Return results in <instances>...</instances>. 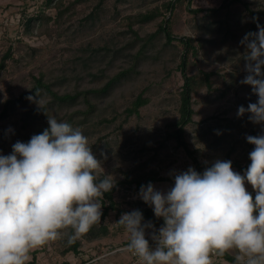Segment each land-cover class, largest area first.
Here are the masks:
<instances>
[{
    "label": "rangeland",
    "instance_id": "374dc122",
    "mask_svg": "<svg viewBox=\"0 0 264 264\" xmlns=\"http://www.w3.org/2000/svg\"><path fill=\"white\" fill-rule=\"evenodd\" d=\"M163 1L104 0L95 10L97 0H91L77 6L79 12L62 26L59 36L48 39L38 37L35 29L26 33L24 27L26 19L43 9V0H0V64L4 65L0 72V101L12 98L6 90L9 82L29 73L42 74L44 81L58 94L100 88L110 77L130 68V57L143 43L133 42L132 36L119 25L121 18ZM231 1H185L183 9L188 6L190 10L201 9L202 12L191 13L185 9L174 30L177 37H191L197 42V54L192 58L195 66L191 71L213 72L211 89L204 88L193 96L195 115L185 128V140L200 166L211 165L217 159L237 161L247 150L246 135L264 132V125L250 122L247 113L237 116L240 105L247 107L257 100L251 87L240 83L247 73L243 60L245 48L239 42L250 29L248 10L256 13L259 25L264 26V0ZM92 12V19L88 18ZM46 14L54 16L55 11L46 9ZM158 22L139 30V36L147 38L155 33ZM256 31L257 28L253 32ZM10 47L12 58L4 60ZM144 53L128 77L106 96L91 100L95 106L92 114L83 115L85 106L80 99L72 106L59 107L45 94L41 95L44 110L35 102L14 107L5 120V134L0 132V154L8 155L16 141L26 143L34 134H40L48 127L43 120L54 116L62 121L70 118L73 125L82 130L93 153L102 161L101 178L104 171L114 178L115 186L138 165L172 182L175 173L189 167L195 169V163L173 140L164 141L166 125L179 115L178 92L182 80L177 65L181 48L176 44L166 46L162 35L158 34ZM31 86L30 81L16 85L13 97ZM139 94L149 99L148 104L139 110L138 116L123 123V110ZM233 170L240 172L236 168ZM153 185L157 190L169 189V182ZM139 197V193H131L125 186H116L113 193V199L128 212L133 211L131 205L140 200ZM121 216L109 212L103 222L109 230L107 237L94 241H89L85 235L77 238L81 242L79 255L70 252L63 255L66 247V235H63L33 251V264H97L103 260L114 263L111 257L117 259V264L127 261L126 253L107 255L129 242V234L118 223ZM151 231L146 232L150 241ZM102 255L107 256L99 258ZM97 258L99 260H95Z\"/></svg>",
    "mask_w": 264,
    "mask_h": 264
},
{
    "label": "clouds",
    "instance_id": "9594fccd",
    "mask_svg": "<svg viewBox=\"0 0 264 264\" xmlns=\"http://www.w3.org/2000/svg\"><path fill=\"white\" fill-rule=\"evenodd\" d=\"M239 43L247 73L240 83L257 100L240 105L237 116L247 113L250 122L264 125V26L257 24ZM35 92L27 99L44 110ZM47 122L40 134L0 154V264H29L33 251L66 230L72 233L69 243L86 234L100 222L104 194L115 186L104 171L101 178L102 161L80 128L54 116ZM246 140L254 147L243 174L231 160L217 159L202 173L193 167L175 173L167 191L151 182L141 185L140 198L163 224L156 229L144 222L140 210L121 216L118 223L129 234L128 251L138 264H213L212 255L233 250L235 264H264V132Z\"/></svg>",
    "mask_w": 264,
    "mask_h": 264
},
{
    "label": "trees",
    "instance_id": "16d2710c",
    "mask_svg": "<svg viewBox=\"0 0 264 264\" xmlns=\"http://www.w3.org/2000/svg\"><path fill=\"white\" fill-rule=\"evenodd\" d=\"M90 1L91 0H43V9L41 11H38V14L26 19L24 23V27L27 29L26 33H31L32 30L35 29L36 35L38 37L45 36L48 39H52L53 36H59L62 26L70 22L72 18L79 12L76 10L77 6ZM103 1L104 0H97V3L95 4V10L100 7ZM185 1H188V3L191 2V0H164L159 5L147 8L142 11H138L135 14L127 15L121 18L119 25L123 26L125 28V32L129 33L132 36L133 42L140 41L143 43L140 45V49H138L135 54L130 57L132 63L130 68L110 77L107 82H105V84L100 88L78 91L74 94H58L51 89L50 84L44 81V76L42 74L34 76L32 73L22 75L18 79H14L9 82L7 84L6 90L11 94L12 98H7L4 101H0V132L2 134H5V120L9 117L14 107L20 108L22 106H25L28 102L31 103L32 101H29L27 97L35 96V91L37 90L40 96L42 94L48 95L52 99V101L55 102L59 107L72 106L78 99H80L85 106L83 115L85 116V114H92L94 112L95 106L92 104L91 100L93 98L106 96L114 86L121 82L122 79L128 77L132 69L136 66L137 62L144 56L145 49L149 44L152 43V40L155 38V36L160 34L162 35L164 44L166 46L171 47L176 44L177 47L181 48V54L178 57L179 59L177 65V70L182 80V84L178 92L179 115L176 120L166 125V134L164 141L173 140L176 144V147L181 148L185 152V154L195 163V170L197 172H200L206 167H210L211 165L200 166L196 163L194 158L195 153L189 149V145L185 140V128L192 123V118L195 115V112L192 109L193 96L197 95L204 88L208 90L211 89V78L213 77V72H205L203 70H196L194 72L191 71V69L195 66L192 58H195L197 54V42L191 37H177L174 34L175 27L180 19L179 16H181L182 12L185 9L191 13L202 12L201 9L190 10L188 6L183 9ZM231 3H241V0H232ZM244 6L248 8L245 3ZM46 9H54L55 15H47ZM248 13L251 16L250 29L248 30V32H253L257 28V24H260V20L256 13L249 10ZM93 15V12L90 13L88 15V18L92 19ZM156 20H159V22L157 23L156 32L149 35L147 38H141L139 36V30H142L146 25L153 23ZM10 52L11 47L8 49L4 60L12 58ZM3 67L4 65L0 64V72ZM27 81H30L32 83L31 88L29 90L22 91L18 94V96L13 97L12 91L15 86H20ZM148 102L149 99L147 97H144L143 94L137 95L123 110L122 122L126 123L132 116H138L139 110L146 104H148ZM66 122L75 127L70 118H68ZM43 123L46 127L48 126L47 121L43 120ZM43 130H41L40 133ZM258 134L260 133L257 132L251 135ZM253 147V145L247 143V150H245L244 155L240 159L232 163L233 168H236L240 171H244L247 169L248 165L250 164L249 153L250 151H252ZM149 182H151L152 184L169 182V189L174 186V182H172L170 179L159 177L157 172L147 171V168L143 165H138L134 168V170L127 172L125 174L124 180L116 183V186H125L126 190H130L131 193L138 194L141 185H147ZM116 186L113 187L110 192L104 194L100 222L92 226V228L86 234H84L89 241L107 237V235L109 234V230L108 227L103 224V222L108 216L109 212H115L116 216L123 215L124 213H130L127 210L121 208V205L113 199V193L116 189ZM123 198H125V195H123ZM131 206L134 208L133 210H140L142 212L144 222L151 221L155 228H159L163 224V219L157 218L154 215L152 207H150L143 201H133ZM71 234V230L69 229L66 234V247L63 255L69 252L73 255H79L81 242L78 239H75L73 242L69 243L68 237ZM126 244H129V242L125 243V245ZM34 256L29 264L34 263ZM218 257L233 261V259L226 254ZM80 264L88 263L84 262Z\"/></svg>",
    "mask_w": 264,
    "mask_h": 264
},
{
    "label": "crops",
    "instance_id": "0c3cea01",
    "mask_svg": "<svg viewBox=\"0 0 264 264\" xmlns=\"http://www.w3.org/2000/svg\"><path fill=\"white\" fill-rule=\"evenodd\" d=\"M244 171H240V173L243 174ZM237 172H239V171H237ZM246 187H247V190L250 193H252V195L254 197L255 196V192L253 191V189L251 188V186L250 185H246ZM116 255L117 254H115L113 256H116ZM226 255H228L229 257H231L233 259V261L226 260V259L221 258V257H218L216 255H212L211 258H212L213 264H235V257L237 255V253L235 252V250L226 253ZM111 259L114 260V263L113 262H110V261L103 260L101 263H97V264H117V261H116L117 259L115 257H111Z\"/></svg>",
    "mask_w": 264,
    "mask_h": 264
},
{
    "label": "built area",
    "instance_id": "2783aa9c",
    "mask_svg": "<svg viewBox=\"0 0 264 264\" xmlns=\"http://www.w3.org/2000/svg\"><path fill=\"white\" fill-rule=\"evenodd\" d=\"M140 198V197H139ZM142 200V199H140ZM143 201V200H142ZM144 202V201H143ZM152 242H150L151 244ZM122 253H126L129 258L127 261H124V262H120L119 264H138V260H137V257H135L132 253H130L128 251V244L124 245V246H121V247H118L116 250H113L109 253H107V255H115V254H122ZM106 256V255H105ZM104 255H102L101 257L99 258H103L105 257ZM99 258L95 259V260H98ZM89 264V263H88Z\"/></svg>",
    "mask_w": 264,
    "mask_h": 264
}]
</instances>
